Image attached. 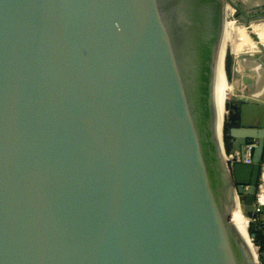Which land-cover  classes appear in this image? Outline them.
I'll return each mask as SVG.
<instances>
[{"label":"water","instance_id":"1","mask_svg":"<svg viewBox=\"0 0 264 264\" xmlns=\"http://www.w3.org/2000/svg\"><path fill=\"white\" fill-rule=\"evenodd\" d=\"M227 5L254 17L234 0H0V264H261L232 192L256 245L263 92L245 68L221 136L214 102Z\"/></svg>","mask_w":264,"mask_h":264},{"label":"rangeland","instance_id":"2","mask_svg":"<svg viewBox=\"0 0 264 264\" xmlns=\"http://www.w3.org/2000/svg\"><path fill=\"white\" fill-rule=\"evenodd\" d=\"M238 3L249 15H253L254 17L250 19V21H262L264 20V0H234ZM254 4H258L254 6ZM229 6V5H228ZM230 9L226 12V22L230 23L226 32V67L228 64V60L231 63V77L227 76L229 79V84L232 86L227 101H231L234 97L233 95L237 92H240L245 86L242 82V75L245 73V68H250L252 70H256L257 72L264 71V67L261 66L260 62L256 60V53L252 52L254 50H258L259 48L256 43L252 40V38L248 35L246 27L242 25L247 22V18L236 10L234 7L229 6ZM252 30L256 34L255 28L251 25ZM257 35V34H256ZM228 36V37H227ZM258 36V35H257ZM259 38V36H258ZM259 40H261L259 38ZM228 44V45H227ZM246 52H249L246 53ZM238 54V55H237ZM241 57H244L243 60H240ZM263 59V57H261ZM251 70V71H252ZM251 75V74H250ZM253 77V76H252ZM255 78V77H254ZM228 115V113H227ZM249 222V219H247ZM251 229V225L249 227ZM255 247L256 255L257 252L259 254L258 258L260 263L262 264V257L260 254V249L258 243Z\"/></svg>","mask_w":264,"mask_h":264},{"label":"bare ground","instance_id":"3","mask_svg":"<svg viewBox=\"0 0 264 264\" xmlns=\"http://www.w3.org/2000/svg\"><path fill=\"white\" fill-rule=\"evenodd\" d=\"M230 6V5H229ZM229 6H226L225 13L227 12ZM229 11V10H228ZM264 21V20H262ZM254 22H261V21H248L246 23H243L246 27V30L248 32V35L252 38V40L256 43V45L259 48V51H255L254 53H259V52H264V46L262 45L261 41L259 40L258 36L254 33V31L251 28V25L254 27L258 24H254ZM230 23H227L225 21L224 24V30L222 33L221 41H220V47L218 50V56L216 59V65H215V81H214V102H215V107H216V112L218 116V125H219V133L220 136L222 134V126L224 123V117L226 115V101L228 99V94L232 88V86L229 84L226 78L225 70H224V60L226 56V32L227 28L229 27ZM228 37V36H227ZM228 45V44H227ZM249 54V52H246ZM238 55V54H237ZM233 195V220L236 224V226L239 228L243 236L245 237L246 241L248 242L252 252L254 255H256V246L250 237L249 233V222H247L248 217L244 214L243 209L241 205L238 202V198L233 190L232 192Z\"/></svg>","mask_w":264,"mask_h":264},{"label":"crops","instance_id":"4","mask_svg":"<svg viewBox=\"0 0 264 264\" xmlns=\"http://www.w3.org/2000/svg\"><path fill=\"white\" fill-rule=\"evenodd\" d=\"M246 1H251V0H246ZM258 4H254V6H256ZM254 24H258L256 26H254L256 34L259 36V38L261 39V43L264 46V21L261 22H254ZM256 50L252 51L255 52ZM258 51V50H257ZM252 70V69H251ZM251 76L255 77L257 79V82L255 84V90L258 92H263L262 95L264 96V71L262 72H257L256 70H252L250 72ZM243 91V88L240 92H237L236 94H234L232 100L230 102H233L237 99V96H239ZM249 118L248 120H246V123H250V124H256L257 122H259L260 119V113L255 115V112L250 110L249 113ZM237 123L240 125V120H237ZM229 146H230V150L232 149V142H233V138L229 137ZM258 202H261L264 204V173L262 176V183L261 186L259 187V193H258ZM258 222H259V227L264 229V213L260 212L258 215ZM264 255V254H263Z\"/></svg>","mask_w":264,"mask_h":264},{"label":"trees","instance_id":"5","mask_svg":"<svg viewBox=\"0 0 264 264\" xmlns=\"http://www.w3.org/2000/svg\"><path fill=\"white\" fill-rule=\"evenodd\" d=\"M230 65L231 63L229 62L228 60V64H227V71H228V75L229 77H231V68H230ZM227 149L230 150V146H229V140L227 139ZM260 212H257L256 215H255V221L253 222H256V226H257V243L259 245V249H260V254H261V257H262V264H264V229L260 228L259 227V222H258V215H259Z\"/></svg>","mask_w":264,"mask_h":264},{"label":"built area","instance_id":"6","mask_svg":"<svg viewBox=\"0 0 264 264\" xmlns=\"http://www.w3.org/2000/svg\"><path fill=\"white\" fill-rule=\"evenodd\" d=\"M253 149H254L253 145H247V146H245V149H244V156H241L240 154H231L230 158L232 159L233 162L243 161V162L248 163V164L252 163ZM257 212H260L258 206H256V213Z\"/></svg>","mask_w":264,"mask_h":264}]
</instances>
